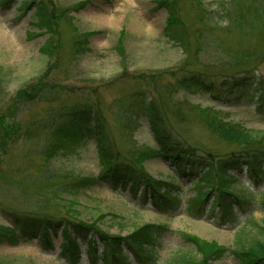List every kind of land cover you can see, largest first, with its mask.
<instances>
[{
  "label": "rangeland",
  "instance_id": "rangeland-1",
  "mask_svg": "<svg viewBox=\"0 0 264 264\" xmlns=\"http://www.w3.org/2000/svg\"><path fill=\"white\" fill-rule=\"evenodd\" d=\"M23 1L0 0V231L16 219L49 218L53 248H43L39 239L13 244L0 237V264H73L61 246L70 222L93 224L118 236L144 223L167 225L170 231L158 264L174 257L202 259L186 235L225 247H234L243 232L246 244L264 240V176L232 172L240 178L232 183L233 191L251 202L237 206L241 219L235 224L209 213L193 218L186 208L198 188L177 178L162 158L141 161L140 153L154 150L157 139L146 105L128 102L132 91L151 96L150 101L159 99L165 119L173 116L164 126L204 155L212 151L227 156L237 149L209 129L207 118L264 131V113L254 105L216 102L176 86L179 78L193 73L216 81L256 70L264 75V0H175L179 22L171 27L160 0H36L31 8ZM40 7L56 13L52 30L40 27ZM48 46L52 53L42 51ZM40 81L43 91L31 97V86ZM84 102L98 103L114 154L119 151V158L144 177L182 186L178 211L159 212L139 197L142 185L135 195L131 184L114 190L91 182L104 168L95 137L71 136L62 149L50 153L51 146L60 144L57 137H21L22 130L48 111ZM82 179L86 182L80 183ZM237 262L226 253L213 264ZM77 264L102 262L81 246Z\"/></svg>",
  "mask_w": 264,
  "mask_h": 264
},
{
  "label": "trees",
  "instance_id": "trees-1",
  "mask_svg": "<svg viewBox=\"0 0 264 264\" xmlns=\"http://www.w3.org/2000/svg\"><path fill=\"white\" fill-rule=\"evenodd\" d=\"M35 2L36 0L23 1L27 8H31ZM160 5L168 10V27L179 22L175 0H160ZM39 10L40 27L44 26L43 28L48 27L52 30L56 25V13L48 11L45 7H40ZM65 12L63 10L61 14L64 15ZM175 34L178 38H182L181 32L177 31ZM175 34L172 33L173 36ZM122 47L123 40L120 39L117 48L121 51ZM43 50L53 52L51 46ZM140 78H143L144 82L153 83V79L145 75H140ZM41 80L44 82L43 78ZM42 81L31 86L33 90L31 97L43 91ZM176 86L201 92L216 102L252 104L264 113V75L259 70L251 71L246 75L244 73L233 75L219 81L201 73H193L179 78ZM171 88L168 87V89ZM150 97H143L139 92L132 91L128 100V102L136 100L138 107L139 104L146 105V116L157 139L154 150L140 153L141 161L146 158H162L174 168L178 177L186 178L199 188L196 195L188 201V212L193 217L199 218L203 212H206L210 213L214 219L221 218L226 223H236V220L240 219L237 206L249 205L251 202L244 195L233 191L232 183L240 178L232 172L243 173L244 170H248L256 175L264 176V131L248 129L237 122L207 118L206 125L209 129L219 139L235 145L237 149L228 153L227 156H219L212 151H206L208 155H204L200 153L199 148L187 144L171 129L164 126L165 122L173 119V116L171 114L165 119L157 105L159 99L150 101ZM21 132V137L24 138L41 134L57 137L60 144L51 146L49 153L62 149V144L66 143L71 136L83 139L95 137L99 142L98 150L104 168L95 181L91 182L105 183L114 190L131 184L135 195L138 194L142 185L144 189L141 192V198L150 201L159 211L168 213L180 207L183 197L181 187L174 183L154 180L149 176L144 177L142 171H139L136 166L119 158V151L115 154L112 152L111 146L106 142L102 110L98 103H75L48 111L43 119L32 122ZM48 155L51 156V154ZM83 182L86 181L82 179L80 183ZM174 188L178 189V192ZM228 196L233 199L230 197L228 199ZM211 198H213L211 205L209 209H206V203ZM216 209L219 211L215 212ZM16 220L0 231L1 238H8V241L13 244L21 240L39 239L43 248L47 246L53 248V240L49 232L52 226L51 219L28 217L23 221ZM44 223L46 226H43ZM70 224L71 229L63 230L64 241L61 246L66 260L73 264L78 262L81 246L87 247L91 257L100 258L102 264H134L132 258H135L137 264H158L170 231L165 225L144 223L136 226L128 235L118 236L109 234L93 224L81 222H70ZM242 234L237 237L234 247H225L186 235V239H189V242L194 244L202 254V259L183 257L179 260L174 257L168 261V264H213L214 261L223 258L226 253L234 255L238 259L237 264H264V240L255 238L246 244V237ZM99 244L103 246L102 251L98 247Z\"/></svg>",
  "mask_w": 264,
  "mask_h": 264
},
{
  "label": "bare ground",
  "instance_id": "bare-ground-1",
  "mask_svg": "<svg viewBox=\"0 0 264 264\" xmlns=\"http://www.w3.org/2000/svg\"><path fill=\"white\" fill-rule=\"evenodd\" d=\"M105 22H110V19L100 20V21H98V24H104Z\"/></svg>",
  "mask_w": 264,
  "mask_h": 264
}]
</instances>
